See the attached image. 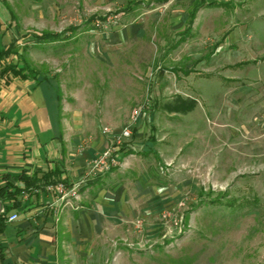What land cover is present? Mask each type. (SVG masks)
<instances>
[{
	"label": "rangeland",
	"instance_id": "obj_1",
	"mask_svg": "<svg viewBox=\"0 0 264 264\" xmlns=\"http://www.w3.org/2000/svg\"><path fill=\"white\" fill-rule=\"evenodd\" d=\"M5 2L62 134L118 162L17 211L52 264H264V0Z\"/></svg>",
	"mask_w": 264,
	"mask_h": 264
},
{
	"label": "crops",
	"instance_id": "obj_2",
	"mask_svg": "<svg viewBox=\"0 0 264 264\" xmlns=\"http://www.w3.org/2000/svg\"><path fill=\"white\" fill-rule=\"evenodd\" d=\"M13 19L14 14L5 0H0V50L13 46L17 39ZM13 57L7 62L15 63ZM59 115L58 95L52 82L14 78L6 85L0 81L1 184L7 180L24 188L21 177L41 178L44 173L55 170L61 180L56 185L18 196L22 207L8 214H5L4 205H0L3 211L0 214H5L6 218V227L0 233V264H52L56 236L54 227L35 233L29 223L18 222L17 211L22 210L27 201L33 205L42 193L59 184L70 186L78 177H88V180H93L92 183L96 181L94 176L100 169H92V162L97 157H94V150L83 146L77 138L76 142H72L70 135L62 134ZM3 177L7 179L3 180ZM91 188L93 186L87 191ZM6 204L12 205V201ZM24 212L32 210L24 209ZM12 214H17L18 219L8 222Z\"/></svg>",
	"mask_w": 264,
	"mask_h": 264
},
{
	"label": "trees",
	"instance_id": "obj_3",
	"mask_svg": "<svg viewBox=\"0 0 264 264\" xmlns=\"http://www.w3.org/2000/svg\"><path fill=\"white\" fill-rule=\"evenodd\" d=\"M203 5V4H202ZM207 7H225L227 3H217V2H208L206 3ZM201 7V6H199ZM199 7H196L189 19V29L185 32L184 36L180 39V41H185L191 35V26L196 19L197 12ZM70 30H75L74 28H70ZM60 37V33L54 32H43L40 34V39L45 40H56ZM17 56V53L13 50V46L9 47L6 50H0V81H3L4 84L8 85L12 82L14 78H21L23 80H35L38 81L40 74L26 63L25 60H22L21 56H18L20 59V63L7 62V60L12 56ZM3 180H6L7 177H3ZM24 182V188H19L14 184L6 182L1 184L0 180V205H4L5 214L10 213L13 210H17L22 207V202L18 199V196L24 193H30L34 190H42L46 186L56 185L61 180L58 178L57 170L49 171L44 173L41 178H28L21 177L20 178ZM7 201H12V205H7ZM216 202L219 201L215 200ZM211 203H214L212 201ZM226 205L229 207H233L232 201H227ZM5 214H0V233H2L6 227V218ZM3 259V256L1 255Z\"/></svg>",
	"mask_w": 264,
	"mask_h": 264
},
{
	"label": "built area",
	"instance_id": "obj_4",
	"mask_svg": "<svg viewBox=\"0 0 264 264\" xmlns=\"http://www.w3.org/2000/svg\"><path fill=\"white\" fill-rule=\"evenodd\" d=\"M130 131L128 129L124 130L123 132H121L119 134V138H127L130 137ZM118 142H120V140H118ZM117 160H116V156H113L112 152L110 150H106L105 152H103L98 158H96V160H94L92 162V169L96 170V169H101L104 168L105 171H108L111 167V165H117ZM3 211L0 210V213H2ZM18 219V215L17 214H12L9 216L8 218V222H14Z\"/></svg>",
	"mask_w": 264,
	"mask_h": 264
}]
</instances>
